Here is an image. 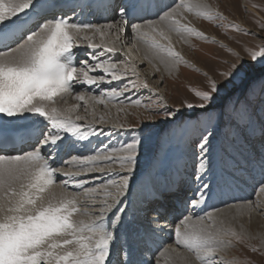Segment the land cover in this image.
I'll list each match as a JSON object with an SVG mask.
<instances>
[{
	"label": "snow or ice",
	"instance_id": "snow-or-ice-1",
	"mask_svg": "<svg viewBox=\"0 0 264 264\" xmlns=\"http://www.w3.org/2000/svg\"><path fill=\"white\" fill-rule=\"evenodd\" d=\"M141 7L136 0H0V264H113L112 247L124 224L125 201L148 137L139 122H116L110 129H97V124L106 125L108 120L97 116L95 107L111 105L117 113L130 106L155 109L148 120L162 116L171 121L181 111L179 107L170 110L154 91L148 104L126 96L148 89L149 84L140 80L131 52L123 60L116 54L129 47L142 49L144 60L157 71L154 62H158L171 74L187 65L172 44L173 36L184 44L192 38L209 42L203 32L182 22L186 14L242 31L237 25H225V17L202 0H173L158 6L154 18L140 16ZM85 11L106 14L107 19L78 22ZM211 42L216 43L214 38ZM227 51L235 62L224 61L226 70L211 75L200 72L203 87L189 88L196 102L185 101L181 107L212 119L218 101L237 91L255 63L264 64V42L244 49L251 64ZM103 84L110 87L102 88ZM77 85L86 87L78 89ZM67 97L76 103L59 107L58 102L67 104ZM80 108L92 119L77 114ZM228 119L232 144L241 143L248 150L243 164L232 154V145L222 148L218 162L215 131L205 129L206 134L201 133L192 146L194 170L186 182L189 195L182 209L175 210L179 215L153 220L157 225L153 232H165L160 220L175 225L168 233L171 242L140 264H191L189 258L195 264H226L217 254L230 248L233 240L245 238L243 229L238 234L219 226L223 221L218 224L216 214L221 208L205 211V206L214 196L252 178L257 170L260 176L254 190L264 194V81L258 92L254 86L243 99L236 97ZM81 120L85 123H78ZM117 133L127 139L114 145ZM92 137L109 139L92 146ZM77 147L85 151L72 154L70 150ZM58 173L65 178L58 180ZM93 173L103 176L99 184H89L90 179H98L90 176ZM55 187L61 189L59 194L53 191ZM89 203L96 207L90 209ZM242 207L249 214L264 215L261 203L251 199ZM260 240L261 246L250 250L264 256V236Z\"/></svg>",
	"mask_w": 264,
	"mask_h": 264
},
{
	"label": "rangeland",
	"instance_id": "rangeland-1",
	"mask_svg": "<svg viewBox=\"0 0 264 264\" xmlns=\"http://www.w3.org/2000/svg\"><path fill=\"white\" fill-rule=\"evenodd\" d=\"M244 3L247 7H244ZM211 4L215 9L213 11H218L225 17L223 21L225 25H237L242 31L236 32L230 28L217 27L213 23L192 15H187L185 21L182 22L190 23L193 27H198L197 25H199V27H203L205 31L210 29L214 35L224 41V47H221V44L217 42L212 43L211 40H209V42H204L195 38L197 44L194 45V47L182 45L180 50L179 45H174L177 51L180 53L183 52L189 59L194 55V57H196L197 66L191 63V59H185L187 65L179 66L181 72H178V77L177 75H163L155 71V74H152L153 77L152 75V78L150 77L151 80L147 81L145 79V69L147 65H140V72L138 71V75L140 80H146L148 82L149 88H141L139 92L134 90L133 93L125 94L126 96L130 95L132 100L139 99L142 104H148L150 103L148 96L154 91L155 96L162 97L170 110L175 111L178 107L181 109L180 113H177L176 118L170 121L162 116H158L152 120H148L146 118L152 115V111H155V109L152 111H145L143 107L130 106L125 108L121 113H117L116 108L111 107V105L107 109H105L104 106L101 107V105L95 107L96 114L101 115L103 113L110 124L119 122L127 125H136L139 122L147 129L148 139L141 149L137 173L138 171L150 172L151 175L148 174L146 176L147 178L143 177L142 179H138L136 174V181L134 180L132 183L136 182L138 185H144L147 184L148 180L152 177L156 178L162 174H170V172L189 154L187 149L190 148L193 153L194 149L192 146L195 141L200 138L201 133L206 134L205 129L215 131L216 139L214 140V145L216 148L217 161H219L220 157L223 155L222 148L225 146L232 145L231 150H238L239 152L242 151L243 146L246 147L241 143L232 144L228 109L236 97L243 99L250 88L255 86L257 92L259 91L260 82L264 81V64L259 62L255 63L251 67L246 80L237 85V91L232 96L218 101L219 106L215 108L212 119H209V117L205 115H194L192 110L181 107L185 101L196 102L189 88L203 87V77L200 75V72L206 71L211 75L217 70H226L227 64H224V61L228 63L235 62V57L230 55L227 49L239 55L246 63L251 64L252 62L249 61L244 49L255 48L256 45L264 42V0H211ZM250 10H253V12ZM254 12L258 14V16ZM194 21L197 22V25H195ZM202 23L205 24V26L207 25V27L209 26V29L206 30L204 26H201ZM244 32H250L252 35H245ZM176 41L179 42V39L176 38ZM124 51L127 54L131 52V57L135 60L131 47L124 49ZM194 53H197L198 56ZM193 69H198L199 71H194ZM141 71H144V73ZM102 86H107V84H103ZM108 87H110V85H108ZM125 103H128V101L125 100ZM97 107L99 108L98 110ZM195 111L198 113L200 110L197 109ZM80 115L86 116L84 113H80ZM93 138L96 139V137ZM101 139L103 143H108V137H100V140H97V142L100 143ZM124 139H127V136L117 133L112 138V143L115 145ZM150 147L154 150L153 152H155V156L152 158L151 155L153 153L148 154L147 151V148ZM245 151L248 153L247 148ZM158 169L159 173H152L153 171H158ZM89 181L95 180L90 179ZM100 182L101 181H96L95 184ZM131 189L135 190L133 193L134 195L136 193L140 194L142 191L138 186L133 188V184ZM255 198L256 202H258L257 193L254 190V194L250 199L254 201ZM244 201H234L228 204L242 203ZM88 206L90 209L96 207L91 204ZM225 207L226 204L219 208L222 209ZM92 213H94L93 215L96 214L95 212ZM261 222L264 223V215L259 217L256 228L261 226ZM243 225L244 229H247L250 233H246L245 238L241 242L233 240L232 246L218 253V257H222L226 264H264V256H261L259 253H253L250 250L252 246L260 247L258 241L248 238V236H256L255 231L251 230L250 227V225L253 226L252 221L246 219ZM238 226H240L238 222H233L232 224L228 223L223 226L220 225V227L234 230L239 234L241 231Z\"/></svg>",
	"mask_w": 264,
	"mask_h": 264
},
{
	"label": "bare ground",
	"instance_id": "bare-ground-1",
	"mask_svg": "<svg viewBox=\"0 0 264 264\" xmlns=\"http://www.w3.org/2000/svg\"><path fill=\"white\" fill-rule=\"evenodd\" d=\"M158 1H161V6H163V5H166V4H169V3H171V1H173V0H158ZM202 2L203 3H205V4H207L212 10H215L214 9V7H213V5L211 4V0H202ZM244 7H247V6H245V3H244ZM251 12H253V10H250ZM141 13H142V11H139V15H141ZM255 13V12H254ZM256 14V13H255ZM257 16H258V14H256ZM186 17H187V14H186ZM191 19V18H190ZM185 21V20H184ZM186 23V22H185ZM194 23H195V25H197V22H195L194 21ZM242 24V23H241ZM198 27H196V26H194L197 30H199V31H201V32H203L208 38H209V40H212L213 38L215 39V41L217 42V43H219V44H224V41L222 40V39H219L216 35H214L213 34V32L207 27V25L205 26V24H203L202 23V25L201 26H204L205 28H206V30L207 29H209L208 31H205L204 30V28L203 27H199V25H197ZM129 32H130V30H129ZM176 36H173L172 37V44H173V46L175 45H179L180 46V50H181V48H182V45H186V46H192V47H194V45H196L197 44V42L195 41V39L194 38H192L191 40H190V42H189V44H184V43H182V42H177L176 41ZM166 43V42H165ZM184 47V46H183ZM132 49V52L134 53V58H135V60H133L132 59V57H131V62L132 63H134L137 67H138V71L140 72V68H139V66L140 65H143V64H146L147 65V68L145 69V71H146V74H145V79L147 80V81H150L151 80V78L153 77V75L155 74L154 72L156 71V72H158V73H160V74H163V75H167V74H169V73H167V72H165V70H164V68H163V66H161V65H159V63L158 62H154V63H156V67H158L159 68V71H157L156 70V68H154L153 67V64H150L147 60H144L143 59V56H144V51L141 49V50H136L135 48H131ZM81 50H83V51H85L86 49H81ZM182 55H183V57H184V59H189V57L188 56H186V55H184L183 54V52L181 53ZM196 56H198V54L197 53H194ZM116 58L117 59H121V60H123V59H127L128 58V54L125 52V51H123V52H118L117 54H116ZM191 59V63H194L196 66H197V63H196V57H194V55H193V57H191L190 58ZM189 59V60H190ZM141 72H143L144 73V71H141ZM178 72H181V68L180 67H178V69H176L175 71H173L171 74H169L170 76H173V75H177L178 74ZM153 74V75H152ZM151 75H152V77H151ZM179 75V74H178ZM178 75H177V77H178ZM151 77V78H150ZM114 83H120V82H114ZM78 89H80L81 87H86V86H81V85H77L76 86ZM101 87H108V85L107 86H102L101 85ZM74 103H76V101L75 100H73L71 97H67V104H65V103H63V102H58V106L59 107H61V108H63V107H68V106H71L72 104H74ZM99 106V105H98ZM103 105H101V107H102ZM99 108L97 107V110H98ZM90 111H91V109H90ZM95 111H96V108H95ZM98 112V111H97ZM99 112H100V110H99ZM105 112H107V111H105ZM80 113H84V115H86L87 116V118H88V120H91L92 119V117L91 116H88V114L84 111V109L83 108H80V109H78V111H77V114H79L80 115ZM103 114V113H102ZM101 114V115H102ZM100 114H97V116H99ZM104 115V114H103ZM81 116H83V115H81ZM106 117V116H105ZM113 120V119H112ZM112 122V121H111ZM78 123H80V124H84L85 123V121L84 120H81V121H78ZM111 125L112 124H110V122L109 123H107L106 125H99V124H97L96 125V127H97V129H100V128H111ZM126 136V135H125ZM92 139V146H95L98 142H97V138L96 139H94L93 137L91 138ZM101 141H102V139H101ZM95 142V143H94ZM148 150V154H152L151 155V158L152 157H154L155 156V152H153L154 150L150 147V148H147ZM190 149V148H189ZM188 150V149H187ZM193 150V149H192ZM67 151V150H66ZM70 151H74V149H72V150H70ZM80 151H85L84 149H80L79 147H77L76 148V153L77 152H80ZM194 151V150H193ZM187 152V151H186ZM61 155L62 156H65V158H67V156H66V153H61ZM187 157V159H184L183 160V165H185V167L187 168V173H186V177H184V180H186V182H187V179H188V177L191 175V173L193 172V170H194V166L191 168V165H194V163H195V160H193L192 158L194 157V155H193V153L192 152H189V155L188 156H186ZM181 163V164H182ZM57 166H59V165H57ZM183 170H184V167H183ZM153 172H157V171H153ZM257 172V171H256ZM149 174H151L150 172H149ZM148 174H146V172H141V171H138V173H137V177H138V179H142V177H144V176H147ZM260 175V174H259ZM90 176H95V177H98V179H96L95 181H91V182H93L94 184H95V182L96 181H102V179H103V176L100 174V173H93V174H90ZM180 176L179 175H177V174H171V175H169L168 177H167V179H165V183H162V184H164V186L167 184V185H171L172 184V182L175 180V179H178ZM57 178L58 179H61V180H63L65 177L62 175V174H60V173H58L57 174ZM180 179V178H179ZM135 181H136V179H135ZM158 181H160V180H157V182H155V180H151L150 182L152 183V185H153V188H154V190L156 189V184L158 183ZM90 181H89V184H93V183H91ZM186 182H185V189L184 190H182V191H184V194H186L187 193V190H186ZM161 183V182H160ZM160 183H159V185H160ZM99 184V183H98ZM133 184V188H136L137 186H136V183H132ZM242 184H244V182H242ZM140 188L141 189H143V185H140ZM53 191L54 192H56L57 194H59L60 193V191H61V189L59 188V187H55V188H53ZM133 192V190L131 189V192L129 193V196L128 197H132V193ZM244 192H245V188H243V187H241L240 189H238L237 191L235 190V188H233V187H231L229 190H227V192H226V198H227V200L225 201V202H230V201H234V200H236L237 199V201L238 202H241V201H244V198H245V200L246 199H248V198H246V196H247V194H244ZM134 193V192H133ZM248 193V192H247ZM148 194V193H147ZM145 195L144 197H142V196H135V199L133 200H131V201H129V202H127V201H125V204L127 205V210H126V215L124 216V224L118 229V231H117V236H118V233L121 231V234H123V233H125V232H130V234L129 235H131L130 237H132V239L131 240H129V239H126V238H130V237H118V239H117V241H121V242H123L124 244H133V243H136L135 241L136 240H138V239H140L141 237L140 236H138V235H135V232L133 231V227L135 228H137L138 229V231L140 230V234H144V235H146V236H152L151 235V232H149L148 231V229H150V230H155V229H157V225L155 224V223H153L152 222V220H150V221H148V220H146V219H150L151 217L153 218V216H149V213H151L150 211H151V209L150 208H147L146 210H145V208L147 207L146 206V199L147 198H149V195ZM150 194V193H149ZM167 195L164 197L165 198V200L163 201V203L165 204L164 205V207H163V213H161V215L162 214H168V213H172L174 210L171 208V207H169L170 206V204H171V197H172V195H170V193H166ZM178 196V195H177ZM180 196H178V198H179ZM234 197H235V199H234ZM180 199H182V197L180 198ZM142 200V201H141ZM216 199L215 198H212L211 199V202L212 203H207V205L205 206V211H209L210 209H213V208H210V207H213V206H215L217 203H221L219 200H217V201H215ZM257 200H259L258 202L259 203H261V205H262V207H264V194H257ZM245 202V201H244ZM244 202H242V203H236V204H233V205H236L237 207H233V208H228V207H225V208H222V212L221 213H218V214H216V216H217V223L219 224V221H223V224H219V226L220 225H227L228 223L229 224H232L233 222H238L239 224H240V226H238L239 227V230L241 231L242 229L244 230V232H245V234L246 233H250L247 229H244V225H243V223L246 221V219H250V221H252V225L253 226H251L250 225V227H251V230H253V231H255V239H252V240H256V241H258L259 242V245L261 246V240H260V237L261 236H264V223H262L261 222V226L260 227H257V228H259V229H257L256 228V224H258L257 223V221H258V219H259V217L261 216L259 213H257V212H253V213H251V214H249V212H248V210L247 209H245V208H243L242 207V204L244 203ZM254 202H256V198H255V200H254ZM90 204V203H89ZM134 206H136V209L138 210L137 211V213H135V208H134ZM145 213V212H148V215H147V218L146 219H144L143 217H142V213ZM134 214L133 216H130V215H128V214ZM92 215L94 214V213H91ZM200 214H203L202 212L200 213ZM172 215V214H171ZM175 215V214H174ZM159 216V215H158ZM76 219H83V220H85V221H87L88 220V217L87 216H77L76 217ZM164 222L166 223V224H161V225H165L166 226V228H165V233L163 234V233H161V232H157V236H158V240H155L154 241V244L155 245H157V246H159V247H161L163 244L161 243V241H164L165 240V242L166 241H170L171 242V240H170V238H169V235H168V233H170V231H173L174 230V226H172V224H170L169 223V221L168 220H164ZM171 225V226H170ZM250 230V231H251ZM134 232V234H131V233H133ZM252 233H254V232H252ZM161 240V241H160ZM115 242L114 243V245H113V247H112V256H111V259H112V261H113V264L116 262V260H115V249H114V246L117 244V243H119V242ZM255 241V242H256ZM169 242V243H170ZM117 246H119V245H117ZM149 249V248H148ZM136 255V250L133 248L132 250H130V256H128L127 257V260H131L130 259V257H133V256H135ZM190 259V262H191V264H195V261L192 259V258H189ZM162 264H163V261H162Z\"/></svg>",
	"mask_w": 264,
	"mask_h": 264
}]
</instances>
